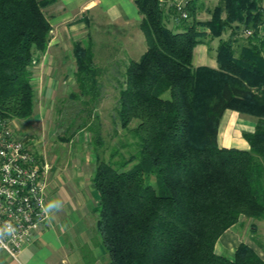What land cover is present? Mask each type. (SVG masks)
<instances>
[{"label":"trees","instance_id":"1","mask_svg":"<svg viewBox=\"0 0 264 264\" xmlns=\"http://www.w3.org/2000/svg\"><path fill=\"white\" fill-rule=\"evenodd\" d=\"M58 1L0 0V119L26 122L35 114L33 68L53 31L44 10ZM174 2L134 0L147 51L127 65L117 119L136 153L119 162L97 158V234L110 264H264V253L248 243L232 260L216 251L242 219L264 222V0H218L212 10L185 0V20ZM204 11L207 21L198 18ZM215 41L218 68L196 67V48ZM73 57L80 91L73 98L93 111L103 72L93 43L76 42ZM228 110L255 120V131L243 134L248 150L219 145ZM91 131L104 147L100 124Z\"/></svg>","mask_w":264,"mask_h":264},{"label":"rangeland","instance_id":"2","mask_svg":"<svg viewBox=\"0 0 264 264\" xmlns=\"http://www.w3.org/2000/svg\"><path fill=\"white\" fill-rule=\"evenodd\" d=\"M66 1L69 2L67 5L60 4L58 7L56 5L44 10L50 20L55 19L51 32L52 40L59 32L71 33V40L66 39L61 43L63 51L60 60L53 64L50 61V54H44V58L48 54L49 56L46 60V73L44 72L43 75L46 74L49 81H55L54 85L45 83L46 79L42 78L37 64L36 69H33V84L37 91L35 114L26 122L13 120V123L18 132L27 139L29 147L43 158L50 170L58 155L63 153L73 157L74 161L70 164V170L75 167H85L84 170L91 173L95 170L98 157L107 162H119L122 156L129 158L132 153H136L133 145L135 139L130 132L122 129L117 119V108L119 92L130 62L129 56L138 57L143 53V48L141 49L136 36H134L135 48L132 47L133 45L126 44V36L129 32H137L141 23L126 27V31L121 29L123 25L119 22L123 19L120 14L124 15V13L113 9V3L118 0L110 2L108 12L104 10L105 0ZM202 1L209 10H212L218 2V0ZM134 6L136 7L135 4ZM209 15L208 11L202 12L203 20H207ZM246 36L245 34L244 37ZM76 42L86 47L90 42L93 43L95 63L103 71L100 102L93 111H89L92 106L88 107L73 98V94L80 92L75 78L76 63L72 52ZM211 56H216V52L211 51ZM56 64H58L57 67H54ZM48 89H51L52 94L45 99L42 96ZM163 97L169 98L170 93H166ZM97 115L99 118L96 117ZM85 120H88L87 126L76 131ZM94 124L95 126L100 124L101 127L105 144L102 148L95 144L96 135L94 131H91ZM137 124L138 122L134 121L131 126L135 127ZM225 131V125H223L222 133ZM115 151H119L120 155L112 157ZM253 223L258 227L256 233L251 227ZM237 232L241 240L254 246L260 253H264L263 221L244 219L242 224L237 226ZM224 255L228 257L227 254Z\"/></svg>","mask_w":264,"mask_h":264},{"label":"crops","instance_id":"3","mask_svg":"<svg viewBox=\"0 0 264 264\" xmlns=\"http://www.w3.org/2000/svg\"><path fill=\"white\" fill-rule=\"evenodd\" d=\"M110 2L113 3L112 0H105V12L109 11ZM68 3L66 0H59L53 6L57 5L58 7L60 4L67 5ZM134 4V0H118V2L113 3V9L124 13V15L120 14L123 20L119 22L123 25L121 29L124 31L127 30L126 27H132L136 23L139 25L143 19ZM209 16L207 20L211 18V15ZM198 18L201 21H207L203 20L202 13L198 15ZM54 20H50L52 26ZM229 33L225 35V38L228 37ZM261 33L264 35V28H262ZM70 35V32H59L53 40L51 38V44L45 53L50 54V61L53 64L60 60L63 51L61 43L66 39L70 41ZM134 36H136L141 49L143 48V53L138 57L129 56L130 61L139 60L147 51L146 38L140 27L137 32L127 34L126 44L133 45L132 47L135 48L136 38ZM217 46L218 41L212 43V49H210L211 46L199 45L195 50L194 65L196 67L218 68L216 56H211V51L216 52ZM45 53L42 54L43 57L41 56V61L37 66L41 70L42 78L46 79L45 83L54 85L55 81H49L48 77L45 76L46 74L43 75L44 72L46 73V60L49 56L48 54L44 58ZM50 94H52L51 89H48L42 97L48 99ZM223 125H225V133H222ZM255 127L254 118L228 110L221 122L219 145L226 148L248 150L249 144L244 139L243 134L245 132L253 133ZM73 161L72 156L60 153L49 173L47 206L51 202L58 201L60 207L49 210V220L46 226L37 235L36 240L23 249L18 260L0 250V264H110L109 255L96 231L97 218L93 212L98 205L99 196L93 184L94 172L85 171V167H75L70 170V164H73L71 163ZM243 220L219 239L216 245L218 254H227L228 258L232 260L237 246L242 242L246 243L241 240L237 232V226L241 225Z\"/></svg>","mask_w":264,"mask_h":264},{"label":"built area","instance_id":"4","mask_svg":"<svg viewBox=\"0 0 264 264\" xmlns=\"http://www.w3.org/2000/svg\"><path fill=\"white\" fill-rule=\"evenodd\" d=\"M174 3L179 20L189 19L185 0ZM251 34L246 32L247 36ZM49 173L47 163L29 147L13 120L0 119V229L11 225L15 230L0 237L7 245L0 250L15 260L49 220V211H43L47 207Z\"/></svg>","mask_w":264,"mask_h":264},{"label":"clouds","instance_id":"5","mask_svg":"<svg viewBox=\"0 0 264 264\" xmlns=\"http://www.w3.org/2000/svg\"><path fill=\"white\" fill-rule=\"evenodd\" d=\"M60 207V203L57 202H51L49 203V205L43 209V211L48 212L51 208H58ZM15 230L12 228L11 225H8L5 229H0V237H2L5 234H12ZM0 247H7V245H5L3 243V240L0 239Z\"/></svg>","mask_w":264,"mask_h":264}]
</instances>
